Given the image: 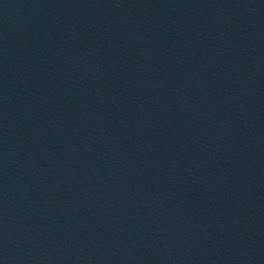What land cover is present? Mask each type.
I'll use <instances>...</instances> for the list:
<instances>
[{"label":"water","instance_id":"95a60500","mask_svg":"<svg viewBox=\"0 0 264 264\" xmlns=\"http://www.w3.org/2000/svg\"><path fill=\"white\" fill-rule=\"evenodd\" d=\"M160 0H0V201Z\"/></svg>","mask_w":264,"mask_h":264}]
</instances>
